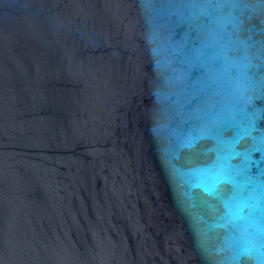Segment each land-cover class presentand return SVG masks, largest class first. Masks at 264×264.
I'll return each instance as SVG.
<instances>
[{"label":"water","instance_id":"95a60500","mask_svg":"<svg viewBox=\"0 0 264 264\" xmlns=\"http://www.w3.org/2000/svg\"><path fill=\"white\" fill-rule=\"evenodd\" d=\"M0 264H264V0H0Z\"/></svg>","mask_w":264,"mask_h":264}]
</instances>
